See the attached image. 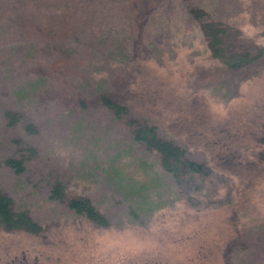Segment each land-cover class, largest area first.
<instances>
[{
  "label": "rangeland",
  "instance_id": "374dc122",
  "mask_svg": "<svg viewBox=\"0 0 264 264\" xmlns=\"http://www.w3.org/2000/svg\"><path fill=\"white\" fill-rule=\"evenodd\" d=\"M190 5L264 44V0H0V190L41 224L0 225V264H225L236 236L264 264V65L213 57ZM129 115L209 173L177 184ZM78 194L106 224L68 206Z\"/></svg>",
  "mask_w": 264,
  "mask_h": 264
},
{
  "label": "trees",
  "instance_id": "16d2710c",
  "mask_svg": "<svg viewBox=\"0 0 264 264\" xmlns=\"http://www.w3.org/2000/svg\"><path fill=\"white\" fill-rule=\"evenodd\" d=\"M189 11L198 19L205 45L213 57L231 68H240L253 62L264 65V44L243 34L239 26L211 16L201 5H190ZM101 100L117 115L128 111L127 104L108 95L102 94ZM127 122L131 125L133 137L157 152L161 166L173 175L177 184H186L195 175L204 176L209 173L210 166L205 161L193 158L184 144L159 133L154 122L134 115H129ZM255 139L262 145L257 149L258 156L264 157V125L262 130L256 133ZM4 159L17 168L20 167V157L7 156ZM50 190V194L59 199H64L66 196L62 182L57 179L53 181ZM66 201L73 210L84 214L96 223H107L104 213L91 202L88 196L70 195ZM12 203L11 196L0 190V225L6 230L21 229L38 232L41 224L31 217L27 209L14 208ZM223 254L225 264H247L243 254L242 240L238 236L226 242Z\"/></svg>",
  "mask_w": 264,
  "mask_h": 264
}]
</instances>
